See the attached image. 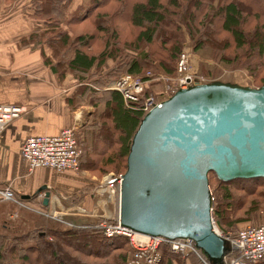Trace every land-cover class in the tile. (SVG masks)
<instances>
[{"label": "trees", "instance_id": "16d2710c", "mask_svg": "<svg viewBox=\"0 0 264 264\" xmlns=\"http://www.w3.org/2000/svg\"><path fill=\"white\" fill-rule=\"evenodd\" d=\"M74 2L34 0L30 16L35 20L36 44L47 45L51 58H57L55 63L47 59L45 64L59 80L66 74L73 75L82 94L94 95L90 85L97 84L92 80L96 76L94 71L111 62L113 69L105 74L104 82L117 80L126 73L138 77L155 63L165 74L174 75L184 42L181 24L192 37L196 51L211 48L224 65L250 70L254 86L264 87V0H93L88 6L83 2L74 6ZM110 3L117 5L113 14L106 10ZM120 19L135 30L134 46L120 41ZM85 23L92 26L88 29L90 32L74 33L75 27ZM217 33L227 35L224 44L216 45L212 41V35ZM100 40H103L102 49L92 52V44ZM143 44L148 52L141 49ZM144 96H149L147 88ZM104 102L106 108L100 128L103 133L91 154L82 147L81 169L93 173L103 163L113 168L116 163L120 169L115 174H124L132 139L145 117L142 101L126 104L121 94L107 90ZM77 141L80 146L78 133ZM208 182L213 197L212 218L224 237L234 236L247 226L264 225L263 179L224 183L210 173ZM87 195L85 191L80 192L68 202L82 206ZM104 221L111 222L94 218L80 225L0 234V264H87L83 261L85 257H94L99 261L96 264H127V240L107 238L100 226ZM65 239L69 246L80 244L70 248L76 257L57 254L56 249L63 248ZM159 251L160 264H200L196 256L181 258L166 246ZM200 254L202 259L209 260L202 250ZM48 256H53L52 261L46 260Z\"/></svg>", "mask_w": 264, "mask_h": 264}, {"label": "water", "instance_id": "95a60500", "mask_svg": "<svg viewBox=\"0 0 264 264\" xmlns=\"http://www.w3.org/2000/svg\"><path fill=\"white\" fill-rule=\"evenodd\" d=\"M210 173L224 183L264 180V87L197 86L149 112L127 157L121 225L144 235L192 239L220 264L227 246L212 230Z\"/></svg>", "mask_w": 264, "mask_h": 264}, {"label": "crops", "instance_id": "0c3cea01", "mask_svg": "<svg viewBox=\"0 0 264 264\" xmlns=\"http://www.w3.org/2000/svg\"><path fill=\"white\" fill-rule=\"evenodd\" d=\"M84 1L90 2L75 0L74 6ZM33 2L0 0V105L18 106L24 110L19 119L0 133V189L10 186L23 206L0 199V230L8 219L7 215L13 213L15 218H11L10 233L15 234L34 229L35 221L45 223L55 208L64 210L60 202L65 198L56 199L53 192L56 189L83 192L85 180L79 175L83 171L89 173L84 169L79 174L56 173L50 169L29 172L20 156L25 141L30 137L56 136L63 129L75 126L79 147L91 154L95 144L99 143L101 117L105 112L103 105L95 106L92 96L78 90L81 86L75 83L73 75L66 74L59 80L45 64L47 59L55 60L51 58V49L47 45L35 42V20L30 16ZM68 85L72 88H66ZM42 188L45 190L40 191ZM45 193L49 194L46 206L44 200L38 201V197ZM88 200L86 198L82 206H76L77 209L90 210ZM82 215L75 213L77 220H82L80 223L75 220V224L92 220L90 216Z\"/></svg>", "mask_w": 264, "mask_h": 264}, {"label": "built area", "instance_id": "2783aa9c", "mask_svg": "<svg viewBox=\"0 0 264 264\" xmlns=\"http://www.w3.org/2000/svg\"><path fill=\"white\" fill-rule=\"evenodd\" d=\"M187 57L185 53L180 55L176 79L161 78L164 83L159 90L160 97L158 98L152 95L145 97L146 82L142 78L133 77L127 73L115 80L108 90L121 94L126 104L142 101V110L146 114L154 110L160 103L172 98L180 90L211 85L216 82V80L186 71ZM23 113L24 110L18 106L0 105V133L9 124L19 119ZM77 133L78 128L73 126L63 129L56 136L28 138L20 152L22 160L28 166V171L50 169L56 173H81L82 150L78 145ZM122 181L123 174L105 177L96 189L97 196L103 195L104 203L102 204V201L98 199L97 208L95 210L94 207L91 213L81 208H78L77 211L79 214H86L91 218H103L111 221H104L100 226L107 238L124 237L127 239L131 249L127 264H160L162 256L159 250L162 246H166L172 254L181 256V258L193 255L200 260V264H210L207 260L202 259L200 251L192 239H168L162 236L143 235L122 226L119 218ZM0 199L3 202L23 207L10 186L0 189ZM43 200L44 194L38 197L39 202ZM111 204L116 211L114 217L107 215V207ZM75 213L77 214L76 211ZM211 225L213 232L218 237L225 239L228 244L221 264H262L264 262V225L247 226L234 236L228 237L222 235L212 217Z\"/></svg>", "mask_w": 264, "mask_h": 264}, {"label": "rangeland", "instance_id": "374dc122", "mask_svg": "<svg viewBox=\"0 0 264 264\" xmlns=\"http://www.w3.org/2000/svg\"><path fill=\"white\" fill-rule=\"evenodd\" d=\"M92 1L93 0H90V2H88V3H86L84 1L83 4H84V6H88L89 4H91ZM110 4L108 5L109 7L106 10L109 11L110 14H113L117 10V5L115 3H112L111 5ZM118 26L121 28V32H122V33H120V37H121L120 41L122 43H125L126 45L134 46L135 42H136L135 30L132 27H130L126 21L121 20V19L118 20ZM89 27L91 30L92 26L85 23L83 25L75 27L73 29V31H74V33L79 35L81 33L83 34L86 32H90V30H88ZM180 27L182 28V32L184 35V39H183L184 42L181 46L182 47L181 48V50H182L181 54L185 53L188 56L187 61H186V71H188L189 73H195L198 76H202V77L203 76H210V77H204V78L216 80L215 83L222 84L223 86H227V87L234 89V90L244 89V90L255 91V90L260 89V88H256L254 86V84H253L254 80H253V76H252L250 70L241 69V68H232V67H228V66L224 65L220 61V58L216 57L215 52L212 51V49L209 47H205V48H202V49L196 51L194 41L191 39L192 37L190 38V36L185 32L186 29L184 28V26L182 24ZM211 38H212V41L214 42V44L222 45V44H224V41L227 39V35L223 34V33H217L216 35L213 34ZM102 41L103 40L94 42L92 44L91 51L94 53H98L103 47ZM141 49H143L145 52L146 51L148 52V50H149L145 44H143L141 46ZM230 52L233 53L234 50H230ZM128 55L133 56V57L136 56L133 53H129ZM54 59H57V58H54ZM59 59H61V58H59ZM178 64H179V59L175 63L176 70H175L174 75L165 74L163 71H161V68L157 63L154 64V67L147 66L145 68L144 72L140 76H138L139 78H142V80H144L146 82L147 93H149V95L155 96L156 98L160 97L159 90L162 88L163 83H164L163 79H161V78L164 77V78L171 79V80L176 79L177 75H178V73H177ZM113 66H114V63L111 62V63L106 64L105 67H103L100 71H94V74H96V76L92 77L93 78L92 80L96 81L97 84L93 85L90 83V85L93 86L92 88L95 91L94 95L92 96L93 97V99H92L93 103L95 104V106H97V105L102 106L103 105L104 109H105V105H104L105 92L108 90V88L111 86V84L115 81V80L114 81L111 80V81L104 82L105 74L107 72H109L110 70H112ZM263 77H264V73H263ZM66 88H72V86L68 85V86H66ZM104 109H102V110H104ZM147 114L148 113H146L145 116ZM102 133H103V130H101V135H102ZM108 152H110V151H108ZM107 156L110 157L111 154H109V155L107 154ZM100 159H102V158H100ZM119 166L123 170V168L120 164H119ZM119 169L120 168H118V165H116V163H115L114 168L113 167H106V166H104V163H103L102 165L98 166L97 170L94 171L93 173H90V172L87 173V172L83 171V173L81 175H79L85 180V182H84L85 184H83L84 191H85V193L88 194L87 198L89 199L88 200L89 204H88L87 208H90V210H87L85 208H84V210H87L89 213H91L93 211L92 209H94V207L96 210L98 199H99V201H102L101 202L102 204L104 203L103 202V200H104L103 195L97 196V190L96 189L98 187V184L101 183L105 177H108L110 175L117 176V174H115V172H118ZM78 193L77 192H73V193L61 192V191L56 189V191L53 192V195L56 197V199H59L62 197L65 198V200H61V202H60V206L62 208H64V210H62L61 208H60V210H59V208H55V211L50 212V214L48 215L49 219L45 223L42 220H41L42 222L37 221L38 223L35 221V228L36 229L39 228L41 230L46 229L45 228L46 226L51 227V228H57L58 226L67 225L66 223L75 224L76 223L75 220L78 221V223H80L82 220H77V216H74L75 211L77 210V207L74 206L73 204H71V202H68V200H70L71 198L76 197V195H78ZM92 205H93V207H92ZM57 212H58V214H57ZM64 214H66V215L64 216ZM115 214H116L115 209L112 207V205H109L107 207V215L110 217H114ZM13 215H15V214L9 213L7 215V217H8V219H6L7 222L5 221L2 230H0V234H7V233L12 234V233H10V230L12 227L11 223L13 221V220H11V218H15V216H13ZM77 215H80V214L77 213ZM99 215H100V212H99ZM53 216H55V217H53ZM82 216H84V214ZM92 219H94V218H92ZM64 243L65 244H63V248L59 247L58 249H56L57 254L60 255V253H68V254H71V256L76 257V255L73 253L74 250H71V249H74L73 247H75L76 245L79 246L80 244L78 243L76 245L69 246L67 239L64 240ZM129 252H130V249H129ZM52 257L53 256H51V257L48 256L46 260L52 261V259H51ZM84 259L85 260H83V261L87 264H96L97 262H99L98 260H94L95 259L94 257H85ZM56 264H59V263H56ZM106 264H108V263L106 262Z\"/></svg>", "mask_w": 264, "mask_h": 264}, {"label": "bare ground", "instance_id": "6f19581e", "mask_svg": "<svg viewBox=\"0 0 264 264\" xmlns=\"http://www.w3.org/2000/svg\"><path fill=\"white\" fill-rule=\"evenodd\" d=\"M214 84V83H213ZM112 205V204H111ZM120 205H121V200H120ZM113 207V206H112ZM119 214H120V207H119ZM115 216H116V214H115ZM120 218V217H119ZM140 234V233H139ZM144 235V234H143ZM122 238H124V237H122ZM221 238V237H220ZM124 239H126V238H124ZM223 239V238H222ZM127 240V239H126ZM224 241H225V239H223ZM128 242V241H127ZM226 242V241H225ZM226 244H227V242H226ZM128 245H129V243H128ZM227 247H228V244H227ZM198 248V247H197ZM129 249H130V246H129ZM199 249V251H201V249L200 248H198ZM130 252H131V249H130ZM130 252H129V254H130ZM227 252V251H226ZM226 252L224 253V255L226 254ZM129 254H128V257H129ZM224 255H223V257H224ZM223 257H222V260H223ZM128 259V258H127ZM222 260H221V263H222ZM208 262H209V260H207ZM210 264H213V263H211V262H209ZM220 263V264H221Z\"/></svg>", "mask_w": 264, "mask_h": 264}]
</instances>
